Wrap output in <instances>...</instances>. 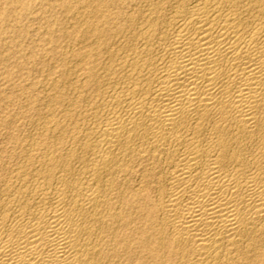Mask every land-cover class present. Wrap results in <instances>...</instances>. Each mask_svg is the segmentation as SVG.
<instances>
[{
	"label": "bare ground",
	"instance_id": "1",
	"mask_svg": "<svg viewBox=\"0 0 264 264\" xmlns=\"http://www.w3.org/2000/svg\"><path fill=\"white\" fill-rule=\"evenodd\" d=\"M143 1L82 2L46 119L2 118L0 264H264V0Z\"/></svg>",
	"mask_w": 264,
	"mask_h": 264
},
{
	"label": "rangeland",
	"instance_id": "2",
	"mask_svg": "<svg viewBox=\"0 0 264 264\" xmlns=\"http://www.w3.org/2000/svg\"><path fill=\"white\" fill-rule=\"evenodd\" d=\"M85 1L92 2V0H21L23 4L19 3L17 22L14 28L9 30V42L0 43V52H4L0 53V144L3 145L0 147H4L10 141L7 138V134H10L7 132L9 129L1 125L3 117L8 115L13 119L16 128L14 135L17 137L15 140L26 138L28 133L34 131L38 121L46 119L48 112L45 108L49 102L54 103L56 89L53 83L59 82L60 85L63 79L60 77L64 76L61 74L65 72L74 75L77 66L73 55L79 50V46L73 42L79 31L73 25L75 22L73 15ZM143 3V0H117L111 8L135 11ZM58 107L60 106H55L54 109L57 115L61 109ZM11 164L14 166L15 160ZM138 174H134V179L132 178L134 183L139 179Z\"/></svg>",
	"mask_w": 264,
	"mask_h": 264
}]
</instances>
